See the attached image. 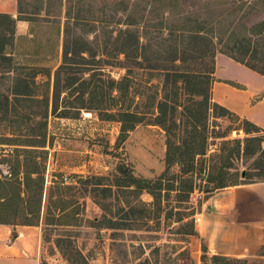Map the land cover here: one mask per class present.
<instances>
[{
  "label": "rangeland",
  "instance_id": "obj_1",
  "mask_svg": "<svg viewBox=\"0 0 264 264\" xmlns=\"http://www.w3.org/2000/svg\"><path fill=\"white\" fill-rule=\"evenodd\" d=\"M179 1L183 10L197 13L205 12L203 3H211V0ZM6 2L8 8H13V13L9 15L15 20L16 36H28L33 27L40 39L51 38L54 41L55 33L58 29L60 32L57 61L38 66L33 73L28 70L20 74L22 78L34 76L37 84L35 99L42 102L48 92L52 91L54 71L62 60L65 43L69 53L74 52L75 46L88 51L83 55L85 60H78L81 63L78 67L71 68L72 72L67 70L70 75L60 74L61 94L54 113L50 107L46 109L37 101L17 102L10 98L6 107L5 96H10V80L19 75V72L0 66L1 174L9 177L13 170L15 159L11 156L17 154L15 149H34L37 150L36 155L44 158L43 207L39 224L33 226V234L37 239L32 245L27 243L25 247L27 258L34 261V264H264V243L252 242L240 254L220 256L213 253L198 235H189L192 231V218L189 215L192 211L199 212L203 200L211 195L203 193V190L207 179L217 176L215 170L225 166L223 171L230 178L228 184H255L264 180L263 157L255 152H247L252 149L253 144H246V152L239 156L233 151L237 140L243 142L251 137L264 139V129L257 126L258 133L245 134L244 130L248 129L244 123L246 119L230 110L225 116H220L219 109L209 113L205 170L194 175L193 193H181L182 197L178 196L179 190L183 188H179V180L175 179L178 167H172L166 178L169 184L174 185V190L167 192L168 194L162 193L160 212L151 207L153 199L146 192H142L138 200L137 195L130 194L127 190L120 192L113 187L111 196L105 198L93 186L77 184L80 179L98 176L105 178L101 183L110 185L117 167L123 170V174L119 176L132 172L135 177L151 180L165 172L166 135L159 126L138 124L122 142L120 123L104 120L103 114L115 111L106 110L110 104V100L106 99L110 95H117L116 91L108 89V81H120L127 74V70L123 68L122 56L114 51L119 32L131 20L143 25L151 10L149 0ZM262 19L260 12L253 11L245 16L244 22L252 26ZM3 28L4 22L0 20V31ZM163 36L166 37L165 34ZM6 49L14 53L16 62H21L22 57L12 47L8 46ZM230 61L237 63L226 55L216 54L214 82L222 81L215 76L218 71L223 76L221 78L235 77L249 82L253 87L261 84L259 74L240 65L229 64ZM67 77L76 79L72 91L64 89ZM129 78V101H133L130 110L143 113L151 97L156 100L159 98V79L151 78L147 69L136 68H132ZM222 82L227 83L224 80ZM227 84L236 87L233 83ZM237 88L243 89L238 85ZM263 97L264 92L253 97L250 105H255ZM211 98L213 99L212 95ZM127 104L130 103H125ZM46 113L47 118H41ZM44 122L47 124L45 141L44 138H37ZM224 142L227 144L223 145ZM32 144L35 146H26ZM222 146L224 152H220ZM262 146L264 148V141ZM207 167H213V173L207 175ZM51 181L76 188L75 195L68 196L76 204L63 220L74 222V226L45 225V208ZM93 197L105 207L104 211L94 202ZM133 208L135 213L131 215ZM73 213L78 215L74 216ZM179 218L183 220L178 221ZM110 221L117 224L130 223L131 226L112 228ZM14 231L17 237V232L15 229ZM15 239L12 238V233L6 237L0 232V256L11 251ZM202 245L206 248L207 258L204 261L201 260ZM213 256L231 260L216 261ZM10 263L11 259L0 258V264Z\"/></svg>",
  "mask_w": 264,
  "mask_h": 264
},
{
  "label": "trees",
  "instance_id": "obj_2",
  "mask_svg": "<svg viewBox=\"0 0 264 264\" xmlns=\"http://www.w3.org/2000/svg\"><path fill=\"white\" fill-rule=\"evenodd\" d=\"M149 2L151 10L143 25L131 20L125 24L124 30L119 32L114 51L122 56L123 68L127 70V74L120 81L111 79L108 81V89L116 91L117 95H110V98L106 99V101L110 100L106 110L115 111H106L103 114L104 120L120 123L122 142L138 124L159 126L166 135L165 172L155 180H151L135 177L132 172L119 176L123 174V170L117 167L110 185L101 183L105 178L98 176L80 179L77 184L93 186L96 191L102 192L105 198L111 196L113 187L120 192L127 190L128 193L137 195L138 200L142 192H146L153 199L151 207H155L156 211L160 212L162 193L174 190V185L169 184L166 178L172 167H178L175 179L179 180L177 181L179 188H183L179 190V197H182L181 193L186 195L193 193L194 175L205 170L209 113L214 109L220 110V116L229 113L227 108L212 102L211 98L216 54L226 55L264 76V0H211V3L202 4L205 12L201 13L183 10L179 0H149ZM253 11L260 12L263 19L248 26L244 19ZM0 20L4 22V28L0 31V66L19 72V75L10 80L8 88L10 96H5L6 107L10 98L17 102L26 100L41 102L35 99L37 84L34 76L22 78L20 74L28 70L33 73L38 66L57 61L59 29L55 33L54 41L51 38L42 40L33 27L30 28L28 36H16L15 20L10 15L0 14ZM164 34L166 37L163 36ZM161 37L163 38L159 40ZM8 46L22 57L21 62H16L14 53L7 51ZM68 50L65 43L62 60L59 65L55 64L57 68L54 71L52 91L48 92V96L41 102L46 109L50 107L53 113L56 111L61 94L60 74L70 75L69 72L73 71L71 68L78 67L81 64L78 60H85L83 55L88 52L81 46H75L73 53H69ZM132 68L147 69L151 78H157L160 82L158 100L151 97L143 113L130 110L133 101L131 99L129 101L131 83L129 75L132 74ZM66 80L64 89L72 91L76 79L67 77ZM125 103L130 104L125 105ZM5 111L7 112L6 108ZM41 118H47V113ZM244 123L248 127L244 130L245 134L259 132L258 127L253 123L247 120H244ZM46 126L44 122L40 136L37 135L38 140L44 138L45 141ZM263 141L264 139L260 137L246 138L243 142L237 140L233 151L239 156L240 153L246 152L248 147L245 146L246 144H253L252 149L247 152L258 153L264 160ZM36 151L15 149L17 154L11 156L15 159V165L9 177L3 176L0 171V225L14 228L39 224L43 207L45 166L42 162L44 158L36 155ZM224 151L222 146L220 152ZM20 157L22 159H19ZM207 168V175L213 173V167ZM224 168L225 166L215 170L217 176L207 179L203 193L212 194L214 191L241 185L234 182L228 184L230 178L223 171ZM242 176L246 177L243 174ZM75 191L74 186L51 181L45 208L46 226L75 225L74 222L63 221L76 204L72 199H68V196L75 195ZM93 198L95 200V197ZM179 201L185 202L183 199ZM94 202L102 211L105 210L99 201ZM131 212V215H134V208ZM73 214L78 215V213ZM195 214L196 212L192 211L189 215L192 218V231L189 233L191 236H197L193 220ZM181 220L183 219H178ZM110 225L112 228L131 226L130 223L117 224L112 221ZM12 238H16L14 230ZM201 251L203 253L201 260L204 261L207 258L204 245L201 246ZM212 258L216 261L231 260L218 256Z\"/></svg>",
  "mask_w": 264,
  "mask_h": 264
},
{
  "label": "crops",
  "instance_id": "obj_3",
  "mask_svg": "<svg viewBox=\"0 0 264 264\" xmlns=\"http://www.w3.org/2000/svg\"><path fill=\"white\" fill-rule=\"evenodd\" d=\"M12 10V7L8 8L6 0H0V14L9 15L13 13ZM229 64L246 68L232 61ZM215 76L235 84L236 87L222 81L213 82L211 92L214 102L264 129V97L255 105H250L253 97L264 92V77L259 75L261 84L253 87L249 82L235 77L221 78L223 76L218 71ZM237 85L243 89L237 88ZM194 227L206 246L220 256L240 254L252 242L264 243V180L255 184L227 187L209 195L194 216ZM33 228L0 225V232L6 237H9L14 229L17 232L11 251L0 258L11 259L10 264H17L18 261L20 264H34L25 252L27 243L32 245L37 239Z\"/></svg>",
  "mask_w": 264,
  "mask_h": 264
},
{
  "label": "built area",
  "instance_id": "obj_4",
  "mask_svg": "<svg viewBox=\"0 0 264 264\" xmlns=\"http://www.w3.org/2000/svg\"><path fill=\"white\" fill-rule=\"evenodd\" d=\"M65 180H66V178H65Z\"/></svg>",
  "mask_w": 264,
  "mask_h": 264
}]
</instances>
